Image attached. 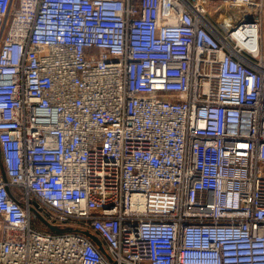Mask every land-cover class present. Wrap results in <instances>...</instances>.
Returning a JSON list of instances; mask_svg holds the SVG:
<instances>
[{
  "label": "built area",
  "instance_id": "2783aa9c",
  "mask_svg": "<svg viewBox=\"0 0 264 264\" xmlns=\"http://www.w3.org/2000/svg\"><path fill=\"white\" fill-rule=\"evenodd\" d=\"M34 212L116 264H264V0H0V264H114Z\"/></svg>",
  "mask_w": 264,
  "mask_h": 264
},
{
  "label": "water",
  "instance_id": "95a60500",
  "mask_svg": "<svg viewBox=\"0 0 264 264\" xmlns=\"http://www.w3.org/2000/svg\"><path fill=\"white\" fill-rule=\"evenodd\" d=\"M34 213L44 223V225L46 226V231L51 232V233H55V234H63V233L82 234V235L88 237L108 260H110L112 263L116 264L115 260L111 257L108 250L106 249L104 243L101 241V239L98 237V235L95 232H93L89 229L83 228V227H76V226L75 227H57V226H54V225L48 223L38 213H36V212H34Z\"/></svg>",
  "mask_w": 264,
  "mask_h": 264
},
{
  "label": "rangeland",
  "instance_id": "374dc122",
  "mask_svg": "<svg viewBox=\"0 0 264 264\" xmlns=\"http://www.w3.org/2000/svg\"><path fill=\"white\" fill-rule=\"evenodd\" d=\"M39 226H40L42 229L45 228V226H44L43 224H39ZM1 233H2V230H1V227H0V236H1Z\"/></svg>",
  "mask_w": 264,
  "mask_h": 264
},
{
  "label": "trees",
  "instance_id": "16d2710c",
  "mask_svg": "<svg viewBox=\"0 0 264 264\" xmlns=\"http://www.w3.org/2000/svg\"><path fill=\"white\" fill-rule=\"evenodd\" d=\"M18 198H20V197H18Z\"/></svg>",
  "mask_w": 264,
  "mask_h": 264
}]
</instances>
